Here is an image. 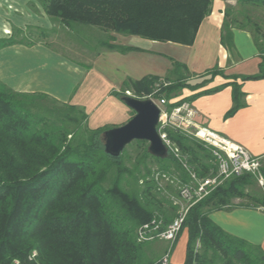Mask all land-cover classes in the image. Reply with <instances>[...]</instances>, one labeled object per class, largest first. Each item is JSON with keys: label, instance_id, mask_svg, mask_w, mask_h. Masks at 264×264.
Masks as SVG:
<instances>
[{"label": "trees", "instance_id": "16d2710c", "mask_svg": "<svg viewBox=\"0 0 264 264\" xmlns=\"http://www.w3.org/2000/svg\"><path fill=\"white\" fill-rule=\"evenodd\" d=\"M36 1L63 31H89L90 40L92 32H101L106 38H96L100 47L124 52L129 47L112 43V33L191 44L213 0ZM249 5L264 6V0L226 4L221 43L233 45V28L250 32L261 57L260 73L252 78H259L264 76V30L251 20ZM27 30L47 38L55 28ZM22 32L14 28L10 36L0 38V48L32 44L34 40L16 37ZM184 68L175 62V77L127 79L121 89H131L141 97L152 93L157 84L158 96L170 99L188 85L187 75L179 72ZM232 91L230 112L241 105L242 96L239 85L234 84ZM114 94L124 95L122 90ZM108 128H90L81 107L44 93L18 92L0 81V264H164V255L170 256L184 229L187 241L182 264H264L260 245L228 233L209 216L219 209L264 206V192L249 172L223 179L190 204L172 244L158 257L148 253L153 239H139L137 231L153 220L163 229L176 217L180 187L194 183L191 170L184 168L186 163L198 179L213 175L217 167L200 140L171 128L166 129L167 135L186 161L181 153L176 156L171 151L166 157H156L146 141L134 140L138 156L126 166L125 148L118 157L104 150L101 134ZM149 160L158 163V169L152 170ZM156 173L169 178H156ZM125 176L131 178V185ZM159 182L175 183V193Z\"/></svg>", "mask_w": 264, "mask_h": 264}, {"label": "crops", "instance_id": "0c3cea01", "mask_svg": "<svg viewBox=\"0 0 264 264\" xmlns=\"http://www.w3.org/2000/svg\"><path fill=\"white\" fill-rule=\"evenodd\" d=\"M227 3L234 1H212L191 44L112 33V43L129 49L120 52L100 47L88 55L87 62L73 61L40 40L4 46L0 48V81L18 92L44 93L81 107L90 128L114 127L132 116L121 96L114 94L121 91L124 81L172 75L174 63L179 62L185 67L179 72L187 75L188 85L179 95L166 99L168 104L189 101L198 126L219 133L258 157L264 182V76L252 78L260 73L261 57L246 30L232 29L231 47L221 43ZM28 27L51 29L54 21L36 0H0V38L8 37L14 28L24 31ZM212 70L217 72L212 74ZM234 84L242 92L241 105L230 112ZM209 216L223 230L264 250V206L219 209ZM186 241L184 229L170 254V264L183 263Z\"/></svg>", "mask_w": 264, "mask_h": 264}, {"label": "built area", "instance_id": "2783aa9c", "mask_svg": "<svg viewBox=\"0 0 264 264\" xmlns=\"http://www.w3.org/2000/svg\"><path fill=\"white\" fill-rule=\"evenodd\" d=\"M156 104L160 109L157 129L167 149L173 152L174 155L180 156L178 148L174 146L167 135L165 130L167 127L193 133L211 147L213 161L217 167L216 173L204 178L197 179L193 173L191 176L194 183L184 184L180 187V199L176 200L180 208L177 210L176 217L166 227L161 229L159 224L153 220L151 223L143 224L137 231L139 239L159 238L171 243L176 239L182 227L189 205L205 196L223 179L234 174L239 175L243 172H249L256 175L260 184L263 185L264 182L260 172L259 158L251 156L242 145L207 127L198 126L193 119L196 111L189 101H181L169 109L167 107L168 101L164 98H161L159 103ZM156 178L168 179L169 176L164 173H156ZM179 202L182 204L186 202L187 204L182 207ZM162 262L164 264L169 262L167 253L164 255Z\"/></svg>", "mask_w": 264, "mask_h": 264}, {"label": "rangeland", "instance_id": "374dc122", "mask_svg": "<svg viewBox=\"0 0 264 264\" xmlns=\"http://www.w3.org/2000/svg\"><path fill=\"white\" fill-rule=\"evenodd\" d=\"M229 4H231V3H229ZM248 8H249V16H250L251 20L253 22L258 23L260 28L262 30H264V6H262V5H249ZM54 28H55V30L53 32H51L47 38L39 37L37 35L38 31H33V35L28 34L27 29H25L21 34L16 35V37L19 39H22V40H26V39L40 40L52 48H56V49L61 50L62 53H64L65 56L68 57L69 59H71L73 61H80V62H87L88 61V55H91L93 50H97L100 48V46L98 44L99 42L97 41L96 38H100V39L106 38L105 34L102 36V33L101 32L99 33L98 31L91 33L92 34V40H90V39H88L90 37V35L88 33L89 31L83 32L82 34H80V33L76 34L75 32L68 31V30L62 31V29H60V26H59V28H57V25H54ZM155 86H156V88H154L152 93L148 94L147 96H141V97H137L131 89H125V90L121 89V90L123 91L124 95L133 96V97H136L139 99L149 98V99L153 100L154 102L159 103L161 98L157 94V91H158L157 86L158 85L156 84ZM167 128H171V127H167ZM171 129L180 131L181 133H183L184 135H186L188 137H194V138L200 140L204 146L209 148V151L212 155L211 147L209 145H207L205 142H203L200 138L196 137L193 133L174 129V128H171ZM171 142L174 144L175 147L178 148L179 152L181 153V155L183 156V158L186 161V156L181 152L179 147L172 140H171ZM168 151H170V150H168ZM123 153H124L123 162L126 166L130 167L132 165V163H134V161L136 160V158L138 156L137 155L138 147L132 141L128 145L125 146ZM212 159H213V155H212ZM148 162L147 163L152 170L158 169V163H156L152 160H149ZM141 168H142V166H141ZM184 168L187 170L190 169L191 171H189V173H191V175L193 174L192 169H191L189 164L186 163V167H184ZM171 172L177 174V171L174 170L173 168L171 169ZM214 173H216V171ZM211 174L212 173H210L208 175H211ZM253 175L255 177V186L260 188L264 192V187L262 186V184H260L258 182V178L256 177V175L255 174H253ZM125 177L127 178L128 182L131 185L132 184L131 178H129L127 176H125ZM140 181L141 180H139V183H141ZM177 182L178 181H176V183ZM123 183L125 184V186L128 187V185H126V182H123ZM159 184H162V182H159ZM165 186L168 187V189H172L173 190L172 192L175 193V190L177 187L175 185V183H173V185L171 184L170 186H168V184H166V183L162 184V187H165ZM244 199H246V198H236L235 201H244ZM179 203L182 204L181 202H179ZM186 204L187 203L184 202V204H182L181 206L183 207ZM148 244L151 246V249L149 248L148 253H150V254L153 253L152 255L154 257H158V256L163 254L164 250H166L169 247V245L172 244V242L170 243V242H167L165 240H161L159 238L158 239L154 238ZM33 253L35 254V251H33ZM14 263H17V261H15Z\"/></svg>", "mask_w": 264, "mask_h": 264}, {"label": "water", "instance_id": "95a60500", "mask_svg": "<svg viewBox=\"0 0 264 264\" xmlns=\"http://www.w3.org/2000/svg\"><path fill=\"white\" fill-rule=\"evenodd\" d=\"M121 101L134 113L123 124L105 129L101 139L106 153L118 157L122 150L134 140L148 143V151L156 157H166L168 149L157 129L160 109L149 99H139L129 95L121 96Z\"/></svg>", "mask_w": 264, "mask_h": 264}]
</instances>
